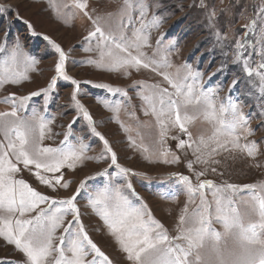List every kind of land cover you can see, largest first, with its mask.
Segmentation results:
<instances>
[{
	"label": "rangeland",
	"instance_id": "rangeland-1",
	"mask_svg": "<svg viewBox=\"0 0 264 264\" xmlns=\"http://www.w3.org/2000/svg\"><path fill=\"white\" fill-rule=\"evenodd\" d=\"M78 3L86 7L81 9ZM0 8L4 9L0 11V45L6 42L8 48L6 53L0 52V80H3L0 113H11L14 108L17 113L16 117L0 116V143L8 142L6 126L10 128L22 119L33 121L35 126V111V118L42 117L46 128L43 139L39 138L38 128L29 136L30 145L79 148L82 140L88 146L84 151L86 158L76 161L74 167L65 165L57 174L42 172L49 179L60 175L67 187L43 184L35 175V166L25 167L14 155L9 158L19 171L11 176L57 201L73 196L87 179L76 200L79 221L111 264L135 262L128 259L116 234L99 214L103 205L94 208L89 202L88 196H94L106 184L120 188L131 207L143 208L147 217L159 222L173 244L178 242L175 238L181 235L182 227H193L192 214L201 205L202 195L205 204L211 205L207 215L211 220L210 228L215 231L223 233L224 226L215 218L214 193L225 204L229 200L233 202L230 207L237 210L245 226H259L261 217L253 207L251 196L254 192L262 194L264 188V81L256 74L259 65L264 63V15H261L264 0H0ZM96 27L105 35L117 38L116 42L121 36L131 40L136 30L143 29L141 35L147 38V44L141 42L139 49L129 51L133 55L142 52L145 62L155 64L147 69L131 65L113 67L114 57L126 54L112 48L111 42L102 43L99 34L89 39V33ZM49 41L60 45L65 53V75L80 82L76 100L91 115V125L76 108L72 99L76 88L70 80L57 78L49 89L59 61ZM239 45L244 47L238 51ZM109 49L112 56L108 55ZM31 59L36 63H30ZM164 61L167 67L163 66ZM246 64L253 70L251 75ZM185 65L193 73L201 74L195 95L199 96L201 89L209 92L216 110L214 118L207 114L206 105L195 98L192 103H185L184 96L176 95L175 89L160 75L166 72L184 82L183 77L188 74ZM24 76L27 78H22ZM44 89L46 93L30 95ZM163 89L177 101L176 107L187 132L174 123L175 111L170 113L165 106L161 114L159 97ZM25 96L29 99L21 108L18 98ZM144 97L151 98V105ZM229 100L235 106V115ZM221 106L224 113L220 112ZM241 117L234 132L228 134L226 128H221L225 135L221 136L220 143L229 141L226 148L209 155L210 149L216 147L212 143L201 152L195 151L201 137L207 140L220 127L219 120L231 122ZM93 128L108 141L117 155V163L130 170L127 175H121L119 169L111 166V153L106 152L103 140L91 131ZM65 134H70L68 140ZM12 135L14 138V133ZM231 137L237 138L239 147L231 143ZM180 140L187 141L184 147H178ZM197 156L201 157L199 162ZM173 157L178 160L171 162ZM105 169L109 175H97ZM200 172L203 175L197 177ZM179 174L189 176L194 185L208 180L212 186L190 195L179 181ZM34 215L35 212L25 213L24 218ZM3 217L14 222L19 213H9L6 206H0V218ZM69 220L72 215L66 214L64 223L54 233V244L60 243L58 238L64 234ZM77 227L73 224L72 231ZM257 232H260L259 227ZM260 238L264 239V235ZM225 239L232 243L230 237ZM179 242L183 243L182 237ZM203 251L207 253L208 249ZM65 254L71 255L70 252ZM57 258L58 253L53 251L45 264H54ZM94 258L95 264H105L102 257L89 249L85 260ZM0 264L31 262L23 249L0 235Z\"/></svg>",
	"mask_w": 264,
	"mask_h": 264
},
{
	"label": "snow or ice",
	"instance_id": "snow-or-ice-1",
	"mask_svg": "<svg viewBox=\"0 0 264 264\" xmlns=\"http://www.w3.org/2000/svg\"><path fill=\"white\" fill-rule=\"evenodd\" d=\"M127 2V0H126ZM139 2V0H137ZM79 8L84 9L86 5L84 3H78ZM4 9L0 8V11ZM87 14V13H85ZM261 15H264V9L261 10ZM158 23V22H157ZM255 21L253 22V25ZM29 27H31L29 25ZM143 29L136 30L133 33V39L129 40L126 36L117 38L105 35L99 27L95 28V31L89 33V39L96 37L99 34L98 39L104 42H111L112 48L119 50L121 53H125L126 56H115L113 67H119L122 65H131L134 67L149 68L152 64L145 62L143 59L144 54L139 52L137 55H133L130 48L139 49L141 42L147 44V38L141 35ZM6 40V38H5ZM50 45L55 49V52L59 55V61L55 65L56 76L53 77L52 83L49 84V89L52 88L57 78H64L70 80L75 86L76 91L73 93L72 99L75 101L76 108L79 109L84 119L91 125L93 123L91 115L86 109L76 100V96L79 93L80 82L71 79L65 75V53L61 49L60 45L49 41ZM159 43V41H158ZM17 49L19 48V40L16 41ZM244 45L238 46L242 49ZM7 44L0 45V52H7ZM103 56V51L101 52ZM108 55L112 56V51L109 49ZM242 58V54H241ZM12 60L15 62V51L12 54ZM92 63H98L96 61H90ZM30 63H36L34 59L30 60ZM163 66L167 67V61L163 62ZM187 69L188 74L183 77L181 82L179 79L170 76L169 73L162 72L160 75L175 89L176 95H183L185 103H192L193 98L197 102H201L206 105L207 114L211 117H215L216 110L215 105L211 103L209 99V92L200 90V95H195L196 82L200 78V73L197 71L193 73L189 66H184ZM259 72L256 74L261 77V81H264V63L259 65ZM156 67H153V71ZM246 70L249 74H252V69L247 67ZM22 75V74H17ZM22 78H27L26 76ZM191 80L192 83H186ZM3 80H0L2 83ZM101 87H108L101 85ZM186 89V91H185ZM119 91V89H117ZM47 89L41 90V92L31 93V96L41 95L46 93ZM167 97V99H165ZM8 98H6L7 100ZM20 107H24V102L29 97H19ZM149 101L151 105L152 101L150 97H144ZM159 103L161 105V114H163L165 106L171 113L176 112L174 123L178 124L182 131L187 132L185 124L181 122V116L179 110L176 107L177 101L171 98L167 89H163L160 93ZM229 107L233 110L235 115V106L229 100ZM153 111L155 107L153 106ZM220 112L224 113L223 106L220 108ZM12 116L16 117L17 113L15 108L11 113H0V116ZM35 120V126L33 121L28 119L19 120L18 123L12 125V127H5V138L7 144L0 143V206H6L9 213H19V217L13 220L8 217L2 219L3 227L0 228V235L7 238L10 243H14L18 248L23 249L27 253L28 259L31 264H45L46 258L51 255L53 251L58 253V258L54 261V264H95V258L92 261L85 260L88 255V250L96 253L99 257L103 258L105 264H111L108 257L100 250V248L89 238L87 232L84 229L83 224L79 221V209L76 204V200L83 192L87 179L81 182L76 193L66 199L55 200L51 197L41 194L32 187H30L24 180H14L11 173L19 171L17 165L9 158L10 155H14L17 161H22L25 167L35 166V175L45 185L54 187L60 185L67 187L66 183L62 182L60 175H53L49 179L43 173L57 174L61 169L67 165L69 168L75 166V162L85 159L84 151L88 147L80 143L79 148L75 146H69L67 149L53 148V147H38L30 145L29 136L35 131H39V138L43 139L46 124L44 119L35 118V111L33 113ZM76 119H79L77 117ZM185 120L188 118L185 117ZM239 119L234 118L231 122L219 120L217 127L207 140L203 137L200 138L195 151L201 152V149L209 148V145L214 143L216 147H213L209 151V155L216 152L217 149L226 148L229 141L220 143V138L225 135L221 131V128H226L228 134L234 132L238 126ZM71 127V126H70ZM97 137L103 140L105 144V150L111 153V166L119 169L121 175H127L129 169L121 167L117 163V155L108 146V141L104 140L100 133L95 132L93 128L91 130ZM12 133H14V138ZM70 134H65V140L69 139ZM191 140V133H188ZM187 141L180 140L178 147H184ZM195 143V142H194ZM231 143L239 147L236 137H231ZM191 146V145H189ZM245 147H248L247 145ZM8 150H11L10 152ZM249 154H252V148L249 147ZM167 156V153H163ZM197 162L201 160L200 156H197ZM178 157H173L171 162H176ZM168 162V161H166ZM192 164L189 162L188 167L191 168ZM215 169H213L214 171ZM98 176L109 175L108 169L97 174ZM175 175V174H174ZM197 177L202 176L203 172L197 173ZM178 179L182 186L188 191L190 195L200 193L206 186L211 187L212 182L208 180H201L198 184H193L190 177L187 175H178ZM131 188V185H127ZM228 188H235L233 185H228ZM255 188L256 186H248ZM219 191V190H217ZM262 194H256L255 192L251 196L253 207L258 209L261 217L259 226L256 224H250L245 226L240 219V215L235 208H231L233 203L231 200L227 201V204L223 203L221 199L216 198L215 201V218L217 222H222L224 231L218 232L210 228L211 220L207 215V209L211 205L205 204V198L201 196V205L198 206V210L193 212V227L181 228V235L175 239L178 241L173 244L172 240L167 235L159 222L152 220L151 217H147V213L143 208L131 207L129 201L122 195L120 188L110 186L106 184L102 190H97L96 194L89 195L88 199L90 204L95 208L97 205H103V210L100 211V215L103 220L108 224L110 230L116 234V238L119 241L123 250L128 254V259L135 262V264H264V239L260 238V235H264V188L261 190ZM111 193V195H108ZM41 204H45L46 207H40ZM59 204L61 207H57ZM111 209V210H109ZM203 209V210H200ZM187 211V209H185ZM35 212L34 216L30 218H24L25 213ZM66 214L72 215V220H69L68 227L64 228V234L58 239L59 244H54V233L57 228L61 227L64 223V216ZM181 222L185 221V217H180ZM76 224L78 227L76 231H72V225ZM259 227L260 232H257ZM67 234V235H65ZM183 238V243L179 242ZM230 237L232 243H227L225 238ZM258 245V247H255ZM208 249L207 253L203 250ZM66 252H70L71 255H66Z\"/></svg>",
	"mask_w": 264,
	"mask_h": 264
}]
</instances>
